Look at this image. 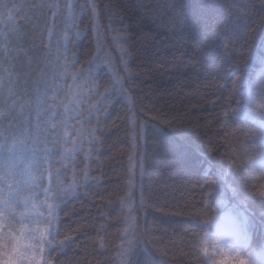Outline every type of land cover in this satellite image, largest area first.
Returning a JSON list of instances; mask_svg holds the SVG:
<instances>
[{"label":"trees","instance_id":"1","mask_svg":"<svg viewBox=\"0 0 264 264\" xmlns=\"http://www.w3.org/2000/svg\"><path fill=\"white\" fill-rule=\"evenodd\" d=\"M118 1L76 0L69 27L65 0H0V144L35 140L44 160L21 178L12 211L31 216L37 235L53 233L49 264H232L238 229L248 235L239 259L261 264L264 152L253 119L264 115V66L249 56L264 0H183L186 20L170 7L178 0ZM99 55L126 67L128 102L93 70ZM230 160L256 179L241 182Z\"/></svg>","mask_w":264,"mask_h":264},{"label":"snow or ice","instance_id":"2","mask_svg":"<svg viewBox=\"0 0 264 264\" xmlns=\"http://www.w3.org/2000/svg\"><path fill=\"white\" fill-rule=\"evenodd\" d=\"M207 6V0H205V7ZM0 7L6 8V4H0ZM17 7L13 5V8ZM40 9L45 7H51L50 5L41 4L38 6ZM70 14L72 10L77 7L75 3L69 0L67 5ZM172 11L176 14L177 19H187L188 9L183 3V0H178L177 3L170 5ZM11 19V16H9ZM204 27H208L207 24ZM247 25H242L239 29H233L232 35L235 37L237 42L247 40L246 33ZM201 35L203 33L201 32ZM259 43L254 45L249 61L251 60L254 64H259L264 66V29H262L258 35ZM195 43V41H194ZM202 43V42H201ZM237 69L231 70L233 74ZM56 74L53 73V79H55ZM77 77H73L76 79ZM264 83V80L261 81ZM223 87V85H220ZM120 93H124V89L121 87L119 89ZM235 91V90H234ZM106 92L108 90L106 89ZM129 102L131 99L129 98ZM238 103H241L238 101ZM248 119V113L246 110L243 114L237 116V120L241 123ZM253 125L259 131V146L260 150L264 152V115H260L258 119H253ZM243 133V129L238 130ZM33 133L31 129L27 131L20 132L19 139L22 141L25 137L32 136ZM14 141L17 139L13 138ZM7 153L6 156L0 160V264H49L50 253L45 254L46 249L53 248V241L55 236L50 231L48 236L37 235V232L30 227H27V222L32 219L31 216H26L21 213L19 220L17 219L15 213L12 211L14 205H18V197L20 196L22 188L25 186L21 183V178L28 176L31 177L33 173L39 171L40 166L44 163V160L40 159L38 150L35 145V140L33 141V146L31 149L26 147H19L17 143L9 145L8 140L5 139L2 144H0V154ZM246 154V153H245ZM27 162V167H22V165ZM236 168L234 173L239 177L241 182L250 183L253 182L256 177L252 175L251 170H247V165L239 166L238 164L229 161L228 172L231 173V169ZM260 177L264 179V165L261 166ZM202 179L208 180V176L205 174ZM203 187V185H201ZM52 189L48 188L46 192H51ZM261 197L264 198V191L260 193ZM57 206H52L48 209L49 215H54L56 213ZM264 213V210H262ZM6 217V219H4ZM16 224L22 225V227L17 231ZM7 226L10 230L7 234L3 233V227ZM259 229L262 234H264V214H262L259 221ZM7 241V243H5ZM63 246V243L60 245ZM228 247L232 249L237 256V260L232 261V264H245V261L239 259L241 253L246 252L248 249V235L244 229H238L235 234L230 237L228 242ZM204 253L207 256V249L204 248ZM230 257H224L218 264H228ZM264 264V261L261 262Z\"/></svg>","mask_w":264,"mask_h":264},{"label":"rangeland","instance_id":"3","mask_svg":"<svg viewBox=\"0 0 264 264\" xmlns=\"http://www.w3.org/2000/svg\"><path fill=\"white\" fill-rule=\"evenodd\" d=\"M72 3L76 4V0H71ZM120 2V0L118 1ZM69 3V0H65L64 2V6H65V11H66V25L70 27V24L73 20L74 17V10H72V13L70 14L69 9L67 7ZM70 28H67L66 31H69ZM123 59L125 58L124 56L122 57ZM102 68L105 72H107L111 77H112V82H113V90L117 93L120 92L119 89L122 87L124 89V77L127 75L126 73V67H123V71L121 73H118L115 68L111 69L110 64L108 63V61H106V59L103 57V55H99L96 57V59L94 60V64H93V70L95 71L96 69ZM121 97L123 98V100L128 102V96L125 95V91L123 94H121ZM135 158V156L133 155V159ZM131 175H134L135 169L138 165L137 160H132L131 161Z\"/></svg>","mask_w":264,"mask_h":264}]
</instances>
